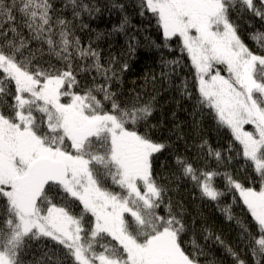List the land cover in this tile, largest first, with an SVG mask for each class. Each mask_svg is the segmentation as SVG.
Wrapping results in <instances>:
<instances>
[{
    "label": "snow or ice",
    "instance_id": "snow-or-ice-1",
    "mask_svg": "<svg viewBox=\"0 0 264 264\" xmlns=\"http://www.w3.org/2000/svg\"><path fill=\"white\" fill-rule=\"evenodd\" d=\"M69 5L72 19L53 0H0V264H25L30 242L41 238L60 254L49 249L36 264H201L204 249L194 240L191 250L184 246L183 205L173 203L153 170L165 145L138 130L153 100L119 101L114 60L105 64L93 43L85 46L76 35L87 25L75 21L100 9L84 0ZM137 6L155 20L164 47L174 42L186 54L193 83L190 90L184 82L183 97L230 138L227 154L202 139L200 165L177 156L180 177L218 206L226 193L234 202L238 193L250 215L249 223L236 220L240 243L252 264H264V31L251 34L258 54L233 19L247 14L264 24V0H138ZM128 24L125 16L113 31ZM234 155L259 190L224 170ZM221 211L234 219L230 205ZM205 232V239L214 235ZM214 239L234 264H249Z\"/></svg>",
    "mask_w": 264,
    "mask_h": 264
},
{
    "label": "trees",
    "instance_id": "trees-1",
    "mask_svg": "<svg viewBox=\"0 0 264 264\" xmlns=\"http://www.w3.org/2000/svg\"><path fill=\"white\" fill-rule=\"evenodd\" d=\"M67 0H53L58 13L72 19V8L64 7ZM85 3L95 4L100 9L91 17L82 14L75 23L81 22L86 28H77L76 35L80 37L85 46L91 41L107 64L109 59L114 60L113 68L119 79L112 83L114 91L121 102H128L139 96L141 102L153 100L154 111L144 122L139 131L147 134L157 143H162L165 148L155 154L153 170L161 182L169 189L168 196L174 204H181L184 208V220L188 231L184 234V246L192 249V241L204 249L205 255L200 257L201 264H234L233 257L223 246L215 242L214 236L218 235L234 250L238 251L241 258L252 264L246 249L240 243V226L250 222V215L238 198L233 201V193L228 192L221 198L219 206L215 202L202 200L200 193L192 186L191 182L180 177L176 166L177 156L190 160L194 165H200L197 146L202 139H206L214 148L227 154L230 138L228 134L218 130L211 115L205 111L197 110L194 99L183 97V84L186 81L192 89L193 75L190 62L186 54H181L173 42L168 47L163 46L162 34L158 30L155 20L150 16L139 15L138 0H84ZM113 5H123V9ZM127 16L129 24L124 32H114ZM239 25V34L244 42L254 52L261 54L258 45L251 39V34L257 30L264 31V24L258 18L253 19L244 14L240 17L233 16ZM27 35V31L24 32ZM97 34H102L97 39ZM135 46L134 52H129V40ZM36 47L35 43L32 45ZM45 53L47 48L45 46ZM44 59H50L45 55ZM56 63L54 58H51ZM179 60V65H169L168 61ZM127 69L121 71L123 64ZM88 79L87 76L84 77ZM233 153L236 146L233 145ZM214 166V164H213ZM246 187L259 190V182L252 178V172L243 160L234 155V158L225 169ZM217 186L223 190V179L217 180ZM231 206L233 220H227L221 208ZM205 229L214 235L205 239ZM52 249L59 255V249L54 242L47 238L31 241L26 249L25 264H36L44 253Z\"/></svg>",
    "mask_w": 264,
    "mask_h": 264
}]
</instances>
